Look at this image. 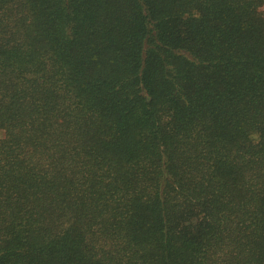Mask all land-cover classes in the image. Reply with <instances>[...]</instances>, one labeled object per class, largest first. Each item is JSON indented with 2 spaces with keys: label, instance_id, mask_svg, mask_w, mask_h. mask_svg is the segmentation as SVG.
<instances>
[{
  "label": "trees",
  "instance_id": "16d2710c",
  "mask_svg": "<svg viewBox=\"0 0 264 264\" xmlns=\"http://www.w3.org/2000/svg\"><path fill=\"white\" fill-rule=\"evenodd\" d=\"M0 264H264V0H0Z\"/></svg>",
  "mask_w": 264,
  "mask_h": 264
},
{
  "label": "rangeland",
  "instance_id": "374dc122",
  "mask_svg": "<svg viewBox=\"0 0 264 264\" xmlns=\"http://www.w3.org/2000/svg\"><path fill=\"white\" fill-rule=\"evenodd\" d=\"M2 135V132L0 131V136Z\"/></svg>",
  "mask_w": 264,
  "mask_h": 264
}]
</instances>
